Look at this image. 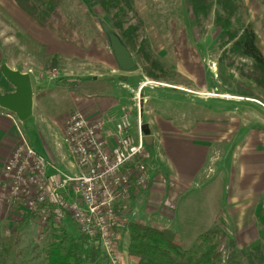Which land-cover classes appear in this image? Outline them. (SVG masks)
<instances>
[{
    "label": "rangeland",
    "instance_id": "obj_1",
    "mask_svg": "<svg viewBox=\"0 0 264 264\" xmlns=\"http://www.w3.org/2000/svg\"><path fill=\"white\" fill-rule=\"evenodd\" d=\"M217 1L210 0L208 11L195 16L192 11V0H134L136 13L131 14L129 25L137 27L138 30L137 45L135 50H132V54L139 63V69L129 75L131 80L127 82L128 88L123 90H126L129 98L132 99L129 101L131 104L129 106L132 112L135 109L134 115L135 112L137 113L138 99L141 100L142 126L150 129L153 140L157 142V148L154 147V142L151 147L146 146L148 163L149 160L154 165L168 162L165 149V154L160 149L161 138L174 140L180 135L184 139H189V131L202 122L203 124L209 122L208 124L213 125L212 129H204L201 132H207L206 135L215 142L221 143L222 139L235 138L233 147L230 145L233 151L242 137L250 136L252 133L253 135H264V91L251 78L242 76V72L245 75L253 74L252 61L241 57L237 50L232 49L234 42H231L229 37L221 36L223 30L217 26V20L218 16L222 17L224 13ZM237 4L239 9L232 18L234 31L240 33L242 27L251 26L257 31V43L264 51V12L260 13V10H264V0H251V3L247 5L244 0H238ZM57 18L71 20L76 24L79 35L75 38L79 43L81 41L78 46H75L76 51L94 54V57L98 56L99 60L105 61L103 58L105 53L102 51L101 55L97 53L98 49H94L100 47L106 49L112 62L114 57L100 26L101 22H106L112 27V23L103 15L95 0H66L57 13ZM11 28L8 23L4 25L0 20V31L7 32ZM38 38L45 46L51 45V40L47 37ZM142 49L165 70L177 72L185 80L180 79L179 75L160 81L148 79L142 67L147 57L141 53ZM0 51L7 55L13 53L10 48H1ZM44 53H46L45 50L43 55ZM42 58L44 60V56ZM47 62L49 63L40 66L43 78L36 86L37 91L44 90L42 94L45 106L44 108L38 107L36 118L25 123L22 128L27 143L43 156L48 155L47 148L50 152L54 150L55 141L61 142L67 115L70 111L77 109L78 99L74 96L77 90L71 91L73 85L79 86L83 82L91 83L92 76H101L99 80L102 81L100 87L103 88V94L112 95L107 85H118L122 81L119 78L122 71L118 67L113 78L104 76L111 72L105 66L107 63L96 65L93 61L67 59L66 57H58L57 60L53 55ZM117 87L114 92L118 90ZM221 95H223L222 98ZM90 98L93 97L86 95L83 101ZM133 133L136 134L135 129ZM213 150L219 151L217 145H213ZM66 153L73 160L68 150ZM63 156H66L64 151H62ZM53 157L57 169L64 174L67 173L65 165L58 161V155ZM157 157L161 158L158 160L159 163L154 160ZM214 162L210 161L209 168L199 178L197 187L194 186L186 195L187 201L189 198H194L193 195L195 196L193 202L196 208L187 209L186 201L183 205L179 203L174 209L171 208L172 201L163 203L160 199L159 203H155L156 206H165L163 209L170 219L173 214L176 216V225H173V230L178 233L179 239L187 250L194 249L197 244L195 238L198 232L192 234L190 228H193V223L207 219L209 209L206 205L210 206L213 201L215 209L220 207L222 190H220V185H217L219 184L218 176H214L210 171ZM232 162L233 157L230 153L225 157L223 165L229 169L233 166ZM148 188L149 186L136 193L131 191L128 197L115 203L119 221L115 231L120 237L117 253L118 264L128 263V221L136 222V219L142 218L149 224L156 223L154 218L139 217L136 206H131L133 199ZM155 205L152 204L153 207ZM27 214L34 218L33 215ZM69 220L74 223L71 219ZM31 227L28 224L24 226L20 230L18 239L17 236L8 237L12 239L4 242L8 245L7 250L0 248V264H46V253L51 251L53 244L60 242L66 233L62 230L63 227L50 230L53 231L51 240L47 239L45 244L44 241L33 236ZM216 230H219L224 237L226 236L220 229L216 228ZM3 231L0 229V234ZM42 231L38 230V234ZM185 236L190 239L185 240ZM74 237L77 238L78 234ZM224 237L221 247L224 254L223 264L231 263L226 261L232 252L236 255V263L246 264L245 259L238 253L240 251H232L229 239ZM8 238L6 237V240Z\"/></svg>",
    "mask_w": 264,
    "mask_h": 264
},
{
    "label": "crops",
    "instance_id": "obj_2",
    "mask_svg": "<svg viewBox=\"0 0 264 264\" xmlns=\"http://www.w3.org/2000/svg\"><path fill=\"white\" fill-rule=\"evenodd\" d=\"M244 1L246 5L251 3V0ZM262 12H264V10H260V13ZM0 20L4 25L8 23V25L12 27L7 32L0 31V49L10 48L13 52L12 55H7L6 53L5 55L0 51V68L1 65L5 63L14 70L30 74L34 88V116L32 119L36 118L38 107L44 108L45 106L42 94L44 90L37 91L36 86L38 81L43 78V74L41 73L42 68L40 66L49 63L47 60L50 56L53 55L57 60L58 57L84 61L89 60L91 62L93 61L96 65H105V63H107L105 66L108 67L111 72L104 76L113 78L115 73H117V64L114 59L111 62L106 49H101L100 47L94 48L98 49L97 53L102 55L103 51L106 54H103L105 56L103 57L105 61L99 60L98 56L94 57V54L91 55L89 53L86 54L81 51H76L75 46L67 44L55 33L38 26L16 5L14 0H0ZM255 33L256 36H258L256 30ZM38 37H47L51 40V45L45 46ZM256 44L264 55V51L257 43V40ZM44 50L46 53L43 55ZM42 56H44V60ZM129 75H131V73L122 72L119 74V78L122 81H120L118 85H107V89L109 91L111 90L113 96L106 93L103 96L87 95L93 98L83 101L86 95L74 94L78 102L76 104L77 109L72 111H80L91 118L100 117L104 119L106 122L105 130L110 131L114 127L109 119L120 117L122 109L128 108L132 113L131 134L137 136V113L135 112L134 115L133 112L135 109L132 112L131 106H129L131 105L129 101L132 99L129 98L128 92L123 90L128 88L127 82L131 80V76ZM92 77L93 80H98L102 83V81L99 80L101 76L94 75ZM116 86H118V90L116 89L117 91L114 92ZM120 86L123 88H119ZM14 90V86L5 80L0 71V95L11 93ZM220 97L222 98L223 95ZM8 113L9 112L6 110L0 108V182L2 180V170L5 164L11 157L16 146L20 143V134ZM208 123L203 124L202 122L195 125L192 131H189V139H184L180 135L174 140L161 138L160 149L163 150L164 154L166 151L165 157L168 164L161 162L162 164L154 165L151 160H149V188L139 194L137 198L133 199L131 206H136L139 213L137 215L139 217L156 219V223L154 224H149L142 218H140L141 220L136 219V221L147 225H159L162 228L170 229L178 234L173 230V225H176V216L173 214L170 219L163 209L165 206L163 207V205L161 206L158 204V206H156L155 203H159L160 199L163 203L172 201L171 208L174 209L178 207L179 203L183 205L184 201H186L187 209L196 208L193 202L195 196L193 195L194 198H189L187 201L188 198L186 195L194 186L195 188L197 187L199 178H201L205 170L209 168L210 161H215L210 171L214 176H218L219 184L217 185H220V190H222L219 203L220 207H217L216 210L213 201L210 206L206 205L209 209L207 219L200 220L198 223H193V228H190V233L194 234L198 232L195 238V240H198L205 232L218 228L221 232L223 231L224 235H226L225 237H227L229 241L231 240L235 243L237 250L242 251L261 239L264 242V225L260 224L258 220L259 215L264 217V135H253L252 133L250 136L242 137V139L240 138V143L236 145L233 151L230 145L233 147L232 144L235 138L231 140L228 138L226 140L222 139L221 141L223 142L220 143L213 141L211 137L206 135L207 132H201L204 129H212L213 125L211 126V124ZM19 124L22 130L24 124ZM133 129L136 130V134L133 133ZM155 139L157 138L155 137ZM54 143V150L52 152L47 148L48 155L43 156L38 154L54 164H56V162H54L53 156L58 155V161L65 165L67 170L66 174L74 176L81 173V169L76 160H71L66 153L68 148L64 143V133L61 142L55 141ZM156 143L155 140L154 147L157 148L158 145ZM213 145H217L219 151H214ZM62 151L65 152L66 156L62 157ZM230 153H232L233 157V166L226 169L223 164L225 157ZM159 159L161 158L157 157V159L154 160L159 163ZM53 173L54 171L52 169L48 171L49 175ZM210 175L212 176V174ZM152 204L155 205V207H153ZM13 205H9L3 200L0 191V229L2 231L4 230L0 234V248L2 250L4 248L7 250L8 248L7 243H4L6 241H11L9 239L12 238L8 237L17 236L18 239L20 230L27 224L29 227L32 226L31 230L35 238L44 241L45 244L47 239L51 240L53 231H50L47 227L46 229L42 228L39 220L34 216V218L29 216L27 214L28 212L19 204H15L16 206ZM128 223L130 222L128 221ZM11 225H14V227H11ZM40 229L43 231L38 234V230ZM182 229L181 227V230ZM62 230L66 232L65 234L72 237H74L75 234L79 235L77 226L75 223H71L69 219L64 223ZM6 237L8 238L7 240ZM186 237L187 236H185V240L188 241L190 238ZM223 237L224 236L221 235V240ZM14 239L16 238L14 237ZM127 260L128 263L124 264H132L129 258H127Z\"/></svg>",
    "mask_w": 264,
    "mask_h": 264
},
{
    "label": "built area",
    "instance_id": "obj_3",
    "mask_svg": "<svg viewBox=\"0 0 264 264\" xmlns=\"http://www.w3.org/2000/svg\"><path fill=\"white\" fill-rule=\"evenodd\" d=\"M138 102L137 136L131 134L132 113L128 108L122 109L120 117L109 119L114 127L110 131L105 130L106 122L100 117L91 118L80 111L67 115L64 143L81 169L74 176L62 173L33 150L16 116L8 113L20 134V143L2 170L3 200L24 207L44 228L58 230L71 219L110 264H118L120 237L115 231L119 222L115 203L150 183L141 100ZM51 169L54 173L49 175Z\"/></svg>",
    "mask_w": 264,
    "mask_h": 264
},
{
    "label": "trees",
    "instance_id": "obj_4",
    "mask_svg": "<svg viewBox=\"0 0 264 264\" xmlns=\"http://www.w3.org/2000/svg\"><path fill=\"white\" fill-rule=\"evenodd\" d=\"M66 0H14L16 5L29 16L38 26L55 33L60 39L72 46L80 43L75 38L79 34L76 24L71 20L57 18V13ZM104 16L112 23L122 37L127 47L135 50L137 45V27L129 25L131 14L136 13L134 0H95ZM224 16H218L217 26L222 28L221 36H227L234 42L232 49L239 52L241 57L252 61L253 74L242 76L251 78L264 91V55L256 44L257 36L249 25L241 28V34L235 32L232 18L235 17L239 6L238 0H218ZM192 11L195 16L208 11L210 0H192ZM240 35V36H239ZM141 53L147 56L142 64L145 75L153 81L170 79L179 73L165 70L159 63L152 60L144 49ZM180 79L185 78L182 75ZM73 85L71 91L77 95L103 96L100 81ZM184 82V81H183ZM260 224L264 225V217L258 216ZM77 226V225H76ZM78 228V227H77ZM50 230H56L52 226ZM129 243L127 256L132 264H223L224 254L221 249L222 240L219 230L213 229L201 235L195 248L187 250L179 236L170 229L159 225H147L142 222H130L127 225ZM263 236V235H262ZM230 247L236 249L233 241ZM231 251V252H232ZM245 259L246 264H264V242L259 240L250 247L238 252ZM234 252L228 255L227 263L235 262ZM234 259L233 261H231ZM48 264H109V258L88 237L80 234L77 238L64 234L60 242L53 244V249L47 253Z\"/></svg>",
    "mask_w": 264,
    "mask_h": 264
},
{
    "label": "water",
    "instance_id": "obj_5",
    "mask_svg": "<svg viewBox=\"0 0 264 264\" xmlns=\"http://www.w3.org/2000/svg\"><path fill=\"white\" fill-rule=\"evenodd\" d=\"M100 26L118 69L124 73L137 71L139 63L121 35L106 22H101ZM0 71L5 80L15 88L11 93L0 95V108L15 115L20 123L25 124L34 116V88L31 76L14 70L5 63L1 65ZM142 130L146 146L151 147L154 140L150 129L142 126Z\"/></svg>",
    "mask_w": 264,
    "mask_h": 264
},
{
    "label": "bare ground",
    "instance_id": "obj_6",
    "mask_svg": "<svg viewBox=\"0 0 264 264\" xmlns=\"http://www.w3.org/2000/svg\"><path fill=\"white\" fill-rule=\"evenodd\" d=\"M144 85H145V84H144ZM144 85H143V86H144ZM230 98H231V97H230ZM236 99H237V98H236Z\"/></svg>",
    "mask_w": 264,
    "mask_h": 264
}]
</instances>
